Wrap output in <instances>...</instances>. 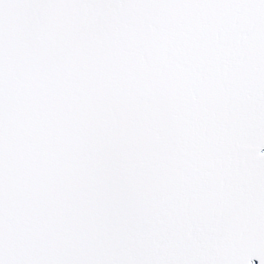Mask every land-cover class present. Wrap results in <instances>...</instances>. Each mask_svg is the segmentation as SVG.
Masks as SVG:
<instances>
[{"label":"snow or ice","instance_id":"1","mask_svg":"<svg viewBox=\"0 0 264 264\" xmlns=\"http://www.w3.org/2000/svg\"><path fill=\"white\" fill-rule=\"evenodd\" d=\"M0 264H264V0H0Z\"/></svg>","mask_w":264,"mask_h":264}]
</instances>
